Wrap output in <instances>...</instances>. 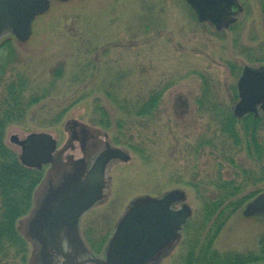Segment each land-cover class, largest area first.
Instances as JSON below:
<instances>
[{"label": "rangeland", "instance_id": "rangeland-1", "mask_svg": "<svg viewBox=\"0 0 264 264\" xmlns=\"http://www.w3.org/2000/svg\"><path fill=\"white\" fill-rule=\"evenodd\" d=\"M240 2L245 8L237 23L217 31L199 22L186 0H51L49 11L35 19L30 39L8 37L15 72L45 92L21 124L7 127L11 148L20 153L13 136L46 132L58 141L57 160L77 159L80 142L71 139L76 123L96 142L97 153L108 145L131 156L108 164L103 197L81 220L86 240L108 238L135 198L182 189L192 216L176 244L151 264H184L193 241L203 245L212 233V226L203 224L204 201L222 193L219 183L242 184L240 195L264 191V159L250 158L219 121L238 101L243 67L264 64V0ZM60 65L63 74L55 79ZM158 93L156 108L138 115ZM61 171L59 163L44 167L33 210L18 223L30 264L43 263L30 231L33 211L49 187L59 185ZM245 206L216 236L212 247L219 253L264 250V214L246 216Z\"/></svg>", "mask_w": 264, "mask_h": 264}, {"label": "water", "instance_id": "water-1", "mask_svg": "<svg viewBox=\"0 0 264 264\" xmlns=\"http://www.w3.org/2000/svg\"><path fill=\"white\" fill-rule=\"evenodd\" d=\"M68 1V0H60ZM199 22H210L216 30L236 23L242 11L238 0H186ZM50 0H0V41L13 36L20 42L30 39L37 16L49 11ZM239 101L233 108L236 118L264 113V65H246L237 82ZM21 148L20 161L30 168L42 169L52 162L57 141L51 133H30L25 139L12 137ZM113 159L124 162L130 155L120 148L108 147L97 156L91 170L65 177L44 199L31 224L42 253L51 260L63 257L62 264H150L179 240L192 216L182 189L167 191L160 197L135 198L118 221L104 254L96 256L84 242L79 223L82 216L103 197L105 171ZM181 203V208L175 205ZM243 214H264V192L244 208ZM67 239V241H66Z\"/></svg>", "mask_w": 264, "mask_h": 264}, {"label": "trees", "instance_id": "trees-1", "mask_svg": "<svg viewBox=\"0 0 264 264\" xmlns=\"http://www.w3.org/2000/svg\"><path fill=\"white\" fill-rule=\"evenodd\" d=\"M10 38L0 42V264H30L29 246L21 234L18 223L26 217L34 206L35 193L44 179V171L24 166L19 153L5 141L6 129L12 124H21L29 110L44 97V94L34 90L29 78L18 71L15 72L16 53L11 47ZM63 66L54 71L57 79L63 74ZM10 74V76H8ZM40 90V88L36 89ZM161 93L150 97L145 105L139 108L138 115L150 114L158 105ZM238 96L235 92L234 100ZM102 120L109 127V115L101 109ZM221 130L234 140L237 146L245 149L248 156L254 160L264 159V117L248 115L237 119L232 112L226 111L219 117ZM105 123V124H106ZM241 125V129L238 128ZM241 130V131H240ZM243 132V133H242ZM195 185V184H194ZM222 193L208 197L204 201L203 224L210 225L212 233L207 235L203 245L198 240L193 241L184 264H260L264 262V250L247 254L219 253L213 249V243L219 231L228 219L263 192L256 190L246 195H240L242 184L234 180H226L217 185ZM109 238V236H108ZM108 238L94 237L87 239L91 250L101 254ZM199 247V248H198Z\"/></svg>", "mask_w": 264, "mask_h": 264}, {"label": "flooded vegetation", "instance_id": "flooded-vegetation-1", "mask_svg": "<svg viewBox=\"0 0 264 264\" xmlns=\"http://www.w3.org/2000/svg\"><path fill=\"white\" fill-rule=\"evenodd\" d=\"M241 4H242V11H241L242 13L244 11L245 4L244 3H241ZM74 126H78V125L74 123ZM74 126L72 127L71 139L74 142L76 141L80 142L81 156L77 159H74V157H67V159L57 160L54 154L52 163L49 164L50 166H55L57 163L60 164L61 169H62L61 172L63 174L62 179H64V177H68L69 175H73L76 173L79 174L82 178L85 177L87 173L90 171L96 157L107 149V148L103 149L101 152L97 153L96 152V149H97L96 142L93 141V138L91 137V135H89L88 131L85 128H81L80 130H77ZM69 145H70L69 148H71L72 150H75L74 143H71ZM52 190L53 188L49 187L48 193H50ZM43 201L44 200H41L36 210L33 211V214H34L33 217L38 213L39 209L43 206ZM35 240L37 241V239ZM41 260L43 261L42 264H62L63 258L53 257V260H51L47 255L42 253Z\"/></svg>", "mask_w": 264, "mask_h": 264}]
</instances>
